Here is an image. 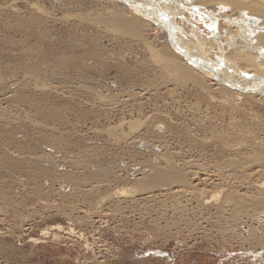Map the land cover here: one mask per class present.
<instances>
[{
    "label": "rangeland",
    "instance_id": "obj_1",
    "mask_svg": "<svg viewBox=\"0 0 264 264\" xmlns=\"http://www.w3.org/2000/svg\"><path fill=\"white\" fill-rule=\"evenodd\" d=\"M85 1L0 0V264H264V247H252L250 242L241 243L236 239L237 232L241 230L246 234L248 229H241L240 226V230H236L231 208L228 207V211L226 207L216 211L215 206L224 196L221 195L217 202L210 198V194L218 188L222 189V194L231 191L236 196L242 194L254 197L256 192L250 191L247 186L241 189L237 183L245 179L249 184L264 182V176L254 174L255 164L244 165L241 161L246 153H250L253 140L257 142L256 138L264 136V106L247 102L237 111V105L233 108L221 107L219 102L222 95L217 92L213 94L215 102H211L203 91L190 83L179 89L172 84V79L165 80L169 78L167 72L149 64L152 61L144 53L141 44L133 43L134 49L131 50L122 46L121 41L129 43L134 38H127L129 41L122 38L98 43L93 37L95 35L85 29L86 23L77 18L73 20L72 17L75 13L85 12L86 6L96 9L95 0ZM6 5L10 8H5ZM34 8H40L45 13L47 11L46 24L36 21L38 12ZM92 8L91 11L94 10ZM182 10L191 25L198 27L205 37L212 30H219L227 24L224 21L208 20L197 10L191 11L184 6ZM69 12L71 16L64 15V22L62 16ZM20 18L22 23L18 21ZM185 24L179 23L190 33V27ZM164 34L162 30L149 32L148 42L157 38V49H160ZM107 43L110 45L107 46ZM87 48H96L93 51L98 57L83 56ZM214 51L217 52L216 48ZM60 56L63 59L71 56L70 65H61ZM123 63V66H128L126 71L119 69ZM79 89H83V92ZM114 96L119 97L117 101L113 100ZM134 97L138 98L134 100ZM42 109L55 110L57 114L60 112L59 117L53 122V118L48 119L39 111ZM227 109L235 111L232 113ZM138 119V122L146 120L145 125L141 123L142 128L140 124L141 132L135 130L136 134L129 133L126 125L122 126L120 129L123 137H117L116 140L125 138V141H115L113 135L121 134V126L116 127L118 131L115 126L121 121ZM237 129L247 131L248 137L240 136L238 141ZM123 130L128 131V138L124 137L127 134ZM259 130H262V135ZM248 140L251 142L244 145ZM146 143L154 146L153 149L147 151L140 146ZM56 148L61 149L58 151ZM161 153L163 157H158L162 156ZM167 163H176L177 168H181L179 166L184 163L182 169L188 179V185L184 186L186 188L175 185L163 186V189L139 187L140 191H137L141 193L143 190V194L134 191L133 196L122 195L124 198L114 194L117 188L136 185L132 181L146 175L144 173L149 172L148 166L168 168L170 164ZM115 176L118 178L115 179ZM199 191L204 192V197L209 196V204L201 205V199H196L195 193ZM77 196L80 198L75 199ZM56 225L63 230L66 228L65 232L72 229L73 234H62L65 232H61V229L52 231L60 236L57 241L40 237L42 229L47 230ZM33 238L44 239L45 243L35 245L29 242Z\"/></svg>",
    "mask_w": 264,
    "mask_h": 264
},
{
    "label": "bare ground",
    "instance_id": "obj_2",
    "mask_svg": "<svg viewBox=\"0 0 264 264\" xmlns=\"http://www.w3.org/2000/svg\"><path fill=\"white\" fill-rule=\"evenodd\" d=\"M16 1V0H15ZM85 1V0H84ZM91 1V0H90ZM21 2V1H19ZM41 2V1H40ZM78 2V1H77ZM82 2V1H81ZM86 2V1H85ZM96 9L92 7H88L85 9V12L75 13L72 15L74 18L73 20L80 19L84 21L85 29L87 28L89 32H92L95 36V40L98 43L103 42V40L114 41L115 39H131L134 38L135 40H130L133 42H125L121 41L122 46L124 45L127 50L134 49L132 44L138 43L139 46L143 47L144 53L148 54V58L152 61V63H149L151 65L161 68V71L167 72V76L169 78V81L171 79L173 80L176 86L179 87H186L187 84H191L193 87L199 88L200 91H203L204 94L207 95L208 99L211 102H215L214 99V92H217L218 94L222 95L221 101V107L222 105L228 106V108H233V106L237 105V111H240L241 108H243V103H249V104H258L261 106H264V0H95ZM11 3V2H10ZM22 3V2H21ZM28 3V2H27ZM42 3V2H41ZM51 3V2H50ZM5 4V3H4ZM3 4V5H4ZM55 4V3H54ZM79 4V3H78ZM93 4V3H92ZM15 5V4H13ZM27 5V4H26ZM58 5V4H57ZM94 5V4H93ZM91 5V6H93ZM7 6V5H6ZM182 6L185 8L191 10V11H199L206 19L213 20L214 22L216 20L224 21L226 26L220 28L219 30H212L210 32L209 36H204L198 29V27H194L191 25V22L187 17L184 16L182 10ZM9 5L5 8H8ZM29 7V6H28ZM60 7V6H59ZM80 7V6H79ZM78 7V8H79ZM94 7V6H93ZM10 8V7H9ZM8 8V9H9ZM32 8V7H30ZM29 8V9H30ZM81 8V7H80ZM94 9L91 11V9ZM13 9V8H12ZM37 13L36 21L43 22L46 24V13L43 12L40 8H34ZM52 9V8H51ZM6 10V9H5ZM19 10V9H18ZM17 10V11H18ZM9 11V10H8ZM1 12V11H0ZM7 12V11H6ZM14 12V11H13ZM32 12V11H31ZM59 12V11H58ZM65 13V12H63ZM74 13V12H73ZM72 13V14H73ZM227 13H230V15H227ZM13 14V13H12ZM49 14V13H48ZM60 14V13H59ZM70 14V15H69ZM69 14H63L62 20L64 15L65 16H71V12ZM24 15V14H23ZM56 15V14H55ZM49 16V15H48ZM1 17V16H0ZM56 17V16H55ZM71 17V18H72ZM52 18V17H51ZM77 18V19H76ZM31 19V17H30ZM58 20V19H57ZM65 20V21H64ZM63 21L66 22V19ZM72 20V19H71ZM69 20L70 22H72ZM21 21V18L18 20ZM35 21V23H36ZM79 21V20H78ZM77 21V22H78ZM17 22V21H16ZM57 22V21H56ZM184 24L186 23L190 27V33L186 32V29L184 30L179 23ZM184 22V23H183ZM19 23V22H17ZM16 23V24H17ZM22 23V21H21ZM28 23V22H27ZM32 24V22H30ZM68 23V22H67ZM66 23V24H67ZM80 23V22H78ZM2 24V23H1ZM41 24V23H40ZM38 24V25H40ZM185 24V25H186ZM24 25V24H22ZM43 25V24H42ZM186 25V26H187ZM19 27V26H18ZM21 27V26H20ZM44 27V25H43ZM41 28V26H40ZM76 28V27H75ZM90 28V29H89ZM42 29V28H41ZM46 29V28H45ZM83 29V30H85ZM66 30V29H65ZM157 30L164 31L163 39L164 42L160 49H157V38H153L151 42H148L150 39L148 33L155 32ZM44 32V31H43ZM48 32V30L46 31ZM80 32V31H77ZM88 32V33H89ZM36 33V32H35ZM41 33V32H40ZM87 33V32H86ZM5 34V33H4ZM33 34V33H32ZM42 35V34H41ZM89 35V34H88ZM87 35V36H88ZM147 35V36H146ZM154 35V34H153ZM44 36V35H43ZM72 36V35H71ZM66 37V35H65ZM77 37V36H76ZM147 37V38H146ZM154 37V36H153ZM39 38V37H38ZM59 38V37H58ZM81 38V36H80ZM85 38V37H84ZM10 39V38H9ZM74 39L73 37L71 38ZM70 39V40H71ZM129 39H127L129 41ZM12 40V39H11ZM18 40V39H17ZM76 40V39H75ZM16 41V40H15ZM54 41V40H53ZM67 41V40H66ZM2 42V41H1ZM72 42V41H71ZM91 42V41H90ZM93 42V40H92ZM119 42V41H118ZM117 42V43H118ZM86 43V42H85ZM116 43V42H115ZM69 44V43H68ZM74 44V42H73ZM109 43H107L108 46ZM112 44V43H111ZM155 44V45H154ZM95 45V44H94ZM98 45V44H97ZM110 45V44H109ZM117 45V44H116ZM121 45V44H120ZM134 45V44H133ZM29 46V45H28ZM74 46V45H73ZM93 46V45H92ZM91 46V47H92ZM106 46V48H107ZM97 47V46H95ZM99 47L102 48L100 45ZM59 48V47H58ZM80 48V47H79ZM86 48V47H85ZM100 48V49H101ZM104 48V47H103ZM214 48H216L217 52L214 51ZM7 49V48H6ZM94 48H87L88 51L84 52L83 56L89 55L93 57H98L96 55L95 51H93ZM96 49V48H95ZM94 49V50H95ZM141 49V48H140ZM32 50V49H31ZM72 50V49H71ZM138 50V49H137ZM163 50V51H162ZM36 51V50H35ZM32 51V52H35ZM99 51V50H98ZM97 51V52H98ZM114 51V50H113ZM142 51V50H141ZM6 52V51H5ZM43 52V51H42ZM54 52V51H52ZM65 52V51H64ZM104 53V51H102ZM138 52V51H137ZM21 53V52H20ZM101 53V51H100ZM102 54V53H101ZM146 54V55H147ZM57 55V54H56ZM60 55V54H59ZM100 55V54H99ZM104 55V54H102ZM109 55V54H108ZM113 55V53L111 54ZM144 55V54H143ZM44 56V55H43ZM64 56V55H63ZM67 56V55H66ZM145 56V55H144ZM61 57V56H60ZM65 57V56H64ZM69 58L63 59L61 57L60 64L63 65L64 63L69 64L71 63V56H68ZM122 57V56H121ZM147 57V56H146ZM73 58V57H72ZM92 58V57H91ZM115 59V57H113ZM120 58V57H118ZM123 58V57H122ZM125 59V58H124ZM123 59V60H124ZM112 60V59H111ZM122 60V61H123ZM121 61V59H120ZM125 61V60H124ZM38 62V61H37ZM93 62V61H91ZM101 62V61H100ZM113 62V61H112ZM117 63L116 61H114ZM148 62V61H147ZM18 63V62H17ZM32 63V62H31ZM34 63V62H33ZM75 63V62H74ZM87 63V62H86ZM108 63V62H107ZM110 63V62H109ZM108 63V64H109ZM122 63V62H121ZM155 65H154V64ZM73 64V61H72ZM77 64V63H76ZM75 64V65H76ZM100 64V63H98ZM70 65V64H69ZM80 65V64H79ZM118 65V64H117ZM120 65V70L127 69V65L123 66ZM28 66V65H27ZM22 67V66H20ZM71 67V66H70ZM74 67V66H73ZM81 67V66H80ZM116 67V66H115ZM114 67V70H115ZM126 67V68H125ZM149 67V65L147 66ZM41 68V67H40ZM103 68V67H102ZM158 68V69H159ZM42 69V68H41ZM40 69V70H41ZM129 69V68H128ZM77 70V69H76ZM109 70V69H108ZM151 70V69H150ZM42 71V70H41ZM78 72V70H77ZM102 73V72H101ZM144 73V72H143ZM148 74V73H147ZM162 74V72H161ZM71 75V74H70ZM33 77V76H32ZM59 77V76H58ZM100 77V76H99ZM172 77V78H171ZM21 78V77H20ZM23 78V77H22ZM142 78V77H141ZM146 78V77H145ZM150 78V77H149ZM66 79V78H65ZM70 79V78H69ZM163 79V78H162ZM161 79V81H162ZM53 80V79H52ZM61 80V79H60ZM82 80V79H81ZM21 81V80H20ZM45 81V80H44ZM69 81V80H68ZM71 81V80H70ZM160 81V82H161ZM167 81V80H166ZM35 81H33L34 83ZM37 82V81H36ZM155 82V81H154ZM164 82V81H163ZM162 82V84H163ZM26 83V82H25ZM31 83V82H30ZM47 83V82H46ZM53 83V82H52ZM96 83V82H95ZM132 83V82H131ZM159 83V82H158ZM169 83V82H168ZM10 84V83H9ZM18 84V83H17ZM41 84V83H40ZM39 84V85H40ZM54 84V83H53ZM38 85V86H39ZM48 85V84H47ZM134 85V84H133ZM174 85V86H175ZM26 86V85H25ZM24 86V87H25ZM43 86V85H41ZM40 86V87H41ZM66 86V85H65ZM1 87V86H0ZM23 87V86H21ZM36 87V86H35ZM59 87V86H58ZM61 87V86H60ZM78 87V86H77ZM76 87V88H77ZM88 87V86H87ZM3 88V87H2ZM27 88V87H26ZM38 88V87H37ZM35 88V89H37ZM43 88V87H41ZM39 88V89H41ZM69 88V86H68ZM75 88V87H72ZM80 88V87H79ZM23 89V88H22ZM44 89V88H43ZM81 89V88H80ZM79 89V90H80ZM101 89V88H100ZM107 89V88H106ZM115 89V88H114ZM117 89V88H116ZM146 89V88H145ZM29 90V89H28ZM31 90V89H30ZM57 90V89H56ZM64 90V89H63ZM92 90V89H91ZM90 90V91H91ZM103 90V89H102ZM148 90V89H147ZM40 91V90H39ZM45 91V90H43ZM49 90L47 89V92ZM83 92V89L80 90ZM86 91V90H85ZM89 91V90H88ZM105 91V89H104ZM141 91V90H140ZM92 92V91H91ZM96 92V91H95ZM99 92V91H98ZM147 92V91H146ZM176 92V91H174ZM51 93V92H50ZM54 93V92H52ZM51 93V94H52ZM73 93V92H72ZM75 93V92H74ZM81 93V92H80ZM100 93V92H99ZM104 93V92H103ZM106 93V92H105ZM124 93V92H122ZM132 93V92H131ZM131 93L130 96H131ZM170 93V92H169ZM3 94V93H2ZM11 94V93H10ZM45 94V92H44ZM88 94V93H87ZM98 94V93H97ZM128 94V97H130ZM135 94V93H134ZM133 94V96H134ZM138 94V93H136ZM214 94V95H213ZM33 95V94H32ZM94 95V93L92 94ZM96 95V93H95ZM107 95V94H106ZM111 95V94H110ZM116 95V94H115ZM170 95V94H169ZM15 96V95H14ZM21 96V95H20ZM98 96V95H97ZM96 96V97H97ZM127 95H124V97ZM151 96V95H150ZM90 97V96H89ZM113 100L115 99L117 101V98L114 96ZM122 97V96H121ZM177 97V96H176ZM206 97V98H207ZM37 98V97H36ZM63 98V97H62ZM71 98V97H70ZM112 98V97H111ZM110 98V99H111ZM138 98V97H137ZM134 97V100L137 99ZM66 99V98H65ZM98 99V98H97ZM100 99V98H99ZM110 99H106V101H110ZM125 99V98H124ZM219 99V98H218ZM28 100V99H27ZM70 100V99H69ZM96 100V99H95ZM112 100V101H113ZM114 100V101H115ZM130 100L132 101L131 97ZM203 100V99H202ZM25 101V100H24ZM29 101V100H28ZM46 101V99H45ZM51 101V100H50ZM122 101V100H121ZM97 102V100H96ZM137 102V101H136ZM217 102V101H216ZM17 103V102H16ZM94 103V101H93ZM103 103V102H102ZM218 103V104H219ZM5 104V103H4ZM3 104V105H4ZM40 104V103H39ZM84 104V103H83ZM109 103H107L108 105ZM111 104V103H110ZM109 104V105H110ZM8 105V104H7ZM52 105V104H51ZM85 105V104H84ZM105 105V104H104ZM9 106V105H8ZM15 106V105H14ZM43 106V105H42ZM46 106V105H45ZM258 106V107H261ZM1 107V106H0ZM19 107V106H18ZM98 107V106H97ZM109 107V106H108ZM127 107V106H126ZM165 107V106H164ZM250 107V106H249ZM10 108V107H9ZM14 108V107H13ZM29 108V107H28ZM36 108V107H35ZM53 108V107H52ZM60 108V107H59ZM167 108V107H166ZM207 108V107H206ZM220 108V107H219ZM227 108V107H226ZM223 108V109H226ZM235 108V107H234ZM2 109V108H1ZM0 109V110H1ZM12 109V108H11ZM55 109V108H54ZM107 109V108H106ZM222 109V110H223ZM245 109V108H244ZM15 110V109H14ZM228 110V109H227ZM18 111V110H17ZM41 113H43L44 116L49 118L57 119L59 116L58 114L60 112L53 111V110H46L42 109L39 110ZM59 111V110H58ZM89 111V110H88ZM111 111V110H110ZM137 111V110H136ZM140 111V110H139ZM221 111V110H220ZM232 111V113L235 111L234 109L228 110ZM9 112V111H8ZM11 112V111H10ZM24 112V111H23ZM161 112V111H160ZM244 112V111H243ZM3 113V112H1ZM5 113V112H4ZM73 113V111H72ZM131 113V112H130ZM222 113V112H221ZM231 113V114H232ZM246 113V112H245ZM250 113V112H249ZM9 114V113H8ZM63 114V113H62ZM139 114V112H138ZM160 114V113H159ZM224 114V113H223ZM10 115V114H9ZM141 115V114H140ZM146 115V114H145ZM157 115V114H156ZM11 116V115H10ZM143 116V115H142ZM247 116V115H246ZM25 117V116H24ZM33 117V116H32ZM145 117V116H143ZM1 118V117H0ZM6 119V117H4ZM3 118V119H4ZM122 118V117H121ZM139 119H142V117H138ZM230 118V117H229ZM259 118V117H258ZM257 118V119H258ZM12 119V118H11ZM21 119V118H20ZM138 120H131V121H121L118 126H115V130L117 131L120 128H123L122 126L126 125V128H128L129 133L134 132L136 134V131H140L143 127L141 120L140 122ZM34 120V119H33ZM52 120V119H51ZM124 120V118H123ZM237 121V120H236ZM260 121V120H259ZM18 122V121H17ZM22 122V121H21ZM26 122V121H25ZM65 121H63L64 123ZM111 122V121H110ZM146 122V120H145ZM15 123V122H14ZM36 123V122H35ZM46 123V122H45ZM56 123V122H55ZM253 123V122H252ZM29 124V123H28ZM142 126H141V125ZM159 124V123H158ZM157 124V125H158ZM237 124V123H236ZM8 125V124H7ZM13 125V124H12ZM30 125V124H29ZM71 125V124H70ZM145 125V123H144ZM221 125V124H220ZM246 125V124H245ZM32 126V125H30ZM38 126V125H37ZM41 126V125H40ZM47 126V125H46ZM109 126V125H108ZM121 126V127H119ZM141 126V128H140ZM162 126V125H161ZM159 126V127H161ZM210 126V125H209ZM36 127V124H35ZM39 127V126H38ZM116 127H119L116 128ZM146 127V126H145ZM155 127V126H154ZM158 126H156L157 128ZM230 127V126H229ZM237 127V126H236ZM257 127V126H256ZM10 128V127H9ZM37 128V127H36ZM47 128V127H46ZM51 127H49L50 129ZM113 128V127H112ZM113 128V131H114ZM125 128V127H124ZM125 128V129H126ZM216 128V127H215ZM241 128V127H240ZM246 128V126H245ZM45 129V128H44ZM68 129V128H67ZM92 129V128H91ZM138 129V130H137ZM223 129V128H222ZM242 129V128H241ZM237 129V139L238 137L242 136L243 138L248 137V132ZM256 129V128H255ZM48 130V129H46ZM51 130V129H50ZM84 130V129H83ZM109 130V129H107ZM122 129H120L121 131ZM136 130V131H135ZM157 130V129H156ZM161 130V128H160ZM235 130V129H234ZM233 130V131H234ZM257 130V129H256ZM264 130V129H263ZM52 131V130H51ZM55 131V130H53ZM59 131V130H58ZM112 131V132H113ZM124 131V130H123ZM128 131H124L125 134L128 133ZM213 131V130H212ZM232 131V132H233ZM258 131V130H257ZM260 131V130H259ZM111 132V137H112ZM115 132V131H114ZM141 132V131H140ZM252 132V131H251ZM262 130L260 131V135ZM58 133V132H57ZM70 133V132H69ZM103 133V132H102ZM109 133V132H108ZM106 133V134H108ZM182 133V132H181ZM37 134V133H36ZM42 134V133H41ZM52 134V133H51ZM98 134V133H97ZM104 134V133H103ZM120 134V133H119ZM224 134V133H223ZM258 134V135H259ZM264 134V133H263ZM109 135V134H108ZM113 135L115 141L120 142V140H116L117 137L120 138V136ZM130 135V134H129ZM160 135V134H159ZM188 135V134H187ZM227 135V134H226ZM81 136V135H80ZM116 136V137H115ZM128 138V134L124 137ZM132 136V134H131ZM130 136V138H131ZM143 136V135H142ZM236 136V135H235ZM123 137V136H121ZM173 137V136H172ZM25 138V137H24ZM50 138V137H49ZM126 138V139H127ZM242 138V140H243ZM21 139V138H20ZM34 139V138H33ZM125 139V138H124ZM122 141H125V140ZM220 139V138H218ZM257 142H254L250 144V153L246 156H243V159L241 161L244 163V165L247 164H255V172L257 176H264V136L261 138H256ZM65 140V139H64ZM104 140V139H102ZM128 140V139H127ZM126 140V141H127ZM241 140V141H242ZM1 141V140H0ZM26 141V140H25ZM57 141V140H54ZM59 141V140H58ZM82 141V140H81ZM114 141V142H115ZM129 141V140H128ZM224 141V140H223ZM239 141V139H238ZM42 142V141H41ZM46 142V141H45ZM251 142V140L247 141ZM34 143V142H33ZM105 143V142H104ZM103 143V145H104ZM125 143V142H124ZM242 143V142H241ZM37 144V143H36ZM51 144V143H50ZM222 144V143H221ZM231 144V143H230ZM27 145V144H26ZM102 145V144H101ZM117 145V144H116ZM136 145V143H135ZM237 145H239L237 143ZM58 146V145H57ZM60 146V144H59ZM58 146V147H59ZM143 149H146L147 151H150L149 149H153L151 144L146 143L145 146L140 145ZM241 148V145H239ZM243 146V145H242ZM40 147V146H39ZM76 147V146H75ZM118 147V146H117ZM130 147V146H129ZM148 147V148H147ZM167 147V146H166ZM165 147V149H166ZM246 147V146H245ZM249 147V145H248ZM53 148V147H52ZM68 148V147H67ZM104 148V147H103ZM113 148V147H112ZM131 148V147H130ZM159 148V147H158ZM163 148V147H162ZM226 148V147H225ZM237 148V147H235ZM244 148V147H243ZM45 149V147H44ZM57 149V148H56ZM61 149V148H58ZM57 149V150H58ZM139 149V148H138ZM239 149V148H237ZM2 150V149H1ZM75 150V149H74ZM88 150V149H87ZM155 150V148H154ZM153 150V151H154ZM157 150V149H156ZM171 150V149H170ZM55 151V150H54ZM60 151V150H58ZM65 151V149H64ZM145 151V150H144ZM146 151V153H147ZM6 152V151H5ZM62 152V151H61ZM157 153V151H155ZM153 152V153H155ZM234 152V151H233ZM96 153V152H95ZM145 153V152H143ZM160 153V152H158ZM6 154V153H5ZM72 154V153H71ZM93 154V153H92ZM45 155V154H44ZM56 155V154H55ZM54 155V156H55ZM80 155V154H79ZM163 157V153H161ZM167 155V154H166ZM37 156V155H36ZM50 156V155H48ZM81 156V155H80ZM89 156V155H88ZM156 156V157H157ZM169 156V155H168ZM52 157V156H51ZM77 157V156H76ZM189 157V156H188ZM208 157V156H207ZM30 158V157H29ZM41 158V157H40ZM45 158V157H44ZM53 158V157H52ZM51 158V159H52ZM100 158V157H98ZM242 158V157H241ZM254 160H253V159ZM1 159V158H0ZM32 159V158H30ZM36 159V158H34ZM48 159V158H46ZM45 159V161H46ZM74 159V157H73ZM94 159V158H93ZM154 159V158H153ZM166 159V157H165ZM164 158L163 160L166 161ZM6 160V159H5ZM49 160V159H48ZM47 160V161H48ZM59 160V159H58ZM63 160V159H61ZM71 160V159H70ZM185 160V159H184ZM255 160H258V163H255ZM35 161V160H34ZM41 161V160H40ZM44 161V159H43ZM53 160H51L52 163ZM65 161V160H64ZM153 161V160H152ZM171 159L168 160L170 162ZM180 161V160H179ZM21 162V161H20ZM156 162V161H155ZM182 162V161H181ZM180 162V163H181ZM240 162V161H239ZM54 163V162H53ZM166 163V162H165ZM185 163V162H184ZM182 163V164H184ZM28 164V163H27ZM48 164V163H47ZM87 164V163H86ZM96 164V163H95ZM167 166L168 168H157V165L154 168L153 166H148V173H144L146 175L139 177V178H133L136 185L129 188L123 187L121 189H118L114 192L116 195H120V197L124 198V196L128 195H134V191L138 192L140 191L139 187L143 188H158L163 186H169L172 185L175 187H183L188 185L187 177L185 175V171L182 169L184 165L178 166L173 165L172 163ZM240 164V163H239ZM4 165V164H3ZM37 165V164H36ZM59 165V164H57ZM179 165V163H178ZM207 165V164H206ZM231 165V164H230ZM35 166V165H34ZM52 166V165H51ZM56 166V165H55ZM71 166V165H70ZM88 166V165H87ZM98 166V165H97ZM198 166V164L196 165ZM241 166V165H240ZM253 166V165H251ZM22 167V166H21ZM44 167V166H43ZM49 167V165H48ZM60 167V166H59ZM84 167V166H81ZM90 167V166H89ZM96 167V166H95ZM94 167V168H95ZM139 167V166H137ZM200 167V166H199ZM233 167V166H232ZM247 167V166H246ZM120 168V167H119ZM135 168V167H134ZM143 168V167H142ZM185 168V167H184ZM241 168V167H239ZM254 168V167H252ZM45 169V168H44ZM55 169V168H54ZM63 169V168H62ZM20 170V169H19ZM28 170V169H27ZM85 170V169H84ZM102 170V169H101ZM146 170V169H143ZM194 170V169H193ZM229 170V169H228ZM246 170V169H245ZM42 171V170H41ZM66 171V170H65ZM88 171V170H87ZM96 171V170H95ZM111 171V169H110ZM237 172H240L236 169ZM34 172V171H33ZM49 172V171H48ZM81 172V171H80ZM218 172V171H217ZM46 173V171H45ZM56 173V172H55ZM84 173V172H83ZM120 173V172H119ZM230 173V172H229ZM243 173V172H242ZM40 174V173H39ZM65 174V173H64ZM90 174V173H89ZM129 174V173H127ZM241 174V172L239 173ZM238 174V175H239ZM245 174V173H244ZM113 175V174H112ZM121 175V174H120ZM134 175V174H132ZM242 175V174H241ZM93 176V175H92ZM235 176V175H234ZM116 177V178H115ZM114 178L117 179L119 177L115 176ZM134 177V176H133ZM147 177V178H146ZM238 177V176H237ZM250 178L249 176H246ZM56 178V177H55ZM85 178V177H84ZM146 178V180L144 179ZM243 178V177H241ZM240 178V179H241ZM31 179V178H30ZM71 179V178H70ZM81 179V178H80ZM114 179V180H115ZM193 179V178H192ZM228 179V178H227ZM245 178H243L244 180ZM20 180V179H19ZM84 180V179H83ZM119 180L120 177H119ZM197 180V179H196ZM235 180H237L235 178ZM239 180V179H238ZM242 180V179H241ZM250 180V179H249ZM24 181V180H23ZM22 181V182H23ZM70 181V180H69ZM102 181V180H101ZM100 181V182H101ZM248 181V179H247ZM258 181V180H257ZM241 182V181H240ZM251 182V181H250ZM27 183V182H26ZM121 183V182H120ZM24 184V182H23ZM80 184V183H79ZM114 184V183H113ZM239 187H245L249 189L250 191L253 190L256 192V195L253 197L247 196V195H239L237 196L229 191L226 194H222V189L218 188L215 193L210 194V198L217 202L219 198H221V195L224 196L218 203L215 208H217L216 211L223 210L224 207L231 208V211L233 212L231 215L232 219L234 220L233 226L238 227L242 226L241 229H248V232L244 234L241 230L238 233L237 232V240H240V242H246L249 243L250 246L255 247H264V182H257L255 184L248 183L245 181L241 182L240 184L237 183ZM18 185V184H17ZM206 185V184H205ZM87 186V185H86ZM128 186V185H127ZM23 187V186H22ZM34 187V186H33ZM67 187V186H66ZM69 187V186H68ZM77 187V185H76ZM84 187V186H83ZM82 187V188H83ZM113 187V186H112ZM174 187V188H175ZM188 187V186H187ZM221 187V186H220ZM232 187V186H231ZM238 187V188H239ZM10 188V187H9ZM25 188V187H24ZM42 188V187H41ZM95 188V187H94ZM104 188V187H103ZM102 188V189H103ZM142 188V189H143ZM172 188V187H169ZM168 188V189H169ZM23 189V188H22ZM40 189V188H38ZM72 189V188H71ZM70 189V190H71ZM77 189V188H76ZM85 189V188H84ZM113 189V190H114ZM137 189H139L137 191ZM167 189V188H166ZM188 189V188H187ZM242 189V188H241ZM2 190V189H1ZM21 190V189H20ZM19 190V192H20ZM73 190V189H72ZM94 190V189H92ZM146 190V189H145ZM150 190V189H149ZM148 192H152V189ZM234 190V189H233ZM107 191V190H106ZM110 191V190H109ZM143 191V190H142ZM141 193L143 194V192ZM157 190H154L155 192ZM159 191V189H158ZM161 191V189H160ZM174 191V190H173ZM187 191V190H186ZM224 191V190H223ZM226 191V190H225ZM238 191V190H237ZM242 191V190H241ZM248 191V190H247ZM74 192V191H73ZM85 192V191H84ZM92 192V191H91ZM147 192V191H145ZM144 192V193H145ZM147 192V194H148ZM151 192L149 193L150 196H152ZM166 192V191H165ZM169 192V191H168ZM42 193V192H41ZM66 193V192H65ZM95 193V192H94ZM97 193V192H96ZM138 192V194H141ZM174 193V192H173ZM177 193V192H176ZM180 193V192H179ZM193 193V192H192ZM251 193V192H250ZM69 194V193H68ZM100 194V193H97ZM96 194V196H97ZM128 194V195H127ZM146 194V193H145ZM197 194L196 199H201L200 203L201 205H207L210 203L208 201L209 199L207 197H204V192L202 193L199 191ZM207 194V193H206ZM214 194V195H213ZM4 195V194H3ZM46 195V194H45ZM49 195V194H48ZM75 195V193L73 194ZM87 195V194H86ZM85 195V196H86ZM124 195V196H122ZM147 195L146 198L149 197ZM169 195V194H168ZM171 195V193H170ZM178 195V194H176ZM193 195V194H192ZM212 195V196H211ZM79 196V195H78ZM78 196L75 198L77 199ZM95 196V195H94ZM115 196V195H114ZM143 196V195H142ZM194 196V195H193ZM23 197V196H22ZM43 197V196H42ZM67 197V196H66ZM74 197V196H73ZM119 197V198H120ZM137 197V195H136ZM9 198V197H8ZM31 198V197H30ZM80 198V197H79ZM78 198V199H79ZM97 198H99L97 196ZM107 198H109L107 196ZM118 199V196L116 197ZM132 198V197H129ZM172 198V197H171ZM27 199V198H26ZM56 199V198H55ZM106 199V198H105ZM104 199V202H105ZM127 199V197H126ZM167 199V198H166ZM174 199V198H172ZM107 200V199H106ZM116 200V199H114ZM133 200V199H132ZM99 201V200H98ZM97 201V202H98ZM109 201V200H108ZM171 201V200H170ZM197 201V202H199ZM79 202V201H78ZM88 202V201H87ZM95 202V201H94ZM95 202V203H97ZM107 202V201H106ZM120 202V201H119ZM159 202V201H157ZM162 201H160L161 203ZM174 202V200H173ZM194 202V201H193ZM116 203V202H115ZM130 203V202H128ZM136 203V202H135ZM178 203V202H177ZM99 204V202H98ZM118 204V203H117ZM144 204V203H143ZM165 204V203H164ZM72 205V204H71ZM93 205V204H92ZM97 205V204H96ZM120 205V204H118ZM130 205V204H129ZM132 206L133 203L131 204ZM180 205V204H179ZM99 206V205H98ZM149 206V205H148ZM171 206V205H170ZM198 206V205H197ZM7 207V206H6ZM83 207V206H82ZM183 207V206H182ZM189 207V206H188ZM199 207V206H198ZM72 208V207H71ZM127 208V207H126ZM131 208V207H130ZM140 208V207H139ZM184 208V207H183ZM213 208V207H212ZM56 209V208H55ZM79 209V208H78ZM172 209V208H171ZM1 210V209H0ZM105 210V209H104ZM132 210V208H131ZM174 210V209H173ZM184 210V209H183ZM229 210V209H228ZM227 210V211H228ZM23 211V210H22ZM199 211V210H198ZM49 212V211H48ZM98 212V211H97ZM102 212V211H101ZM126 212V211H125ZM132 212V211H131ZM165 212V211H164ZM175 212V211H173ZM214 212V211H213ZM7 213V211H6ZM50 213V212H49ZM58 213V212H57ZM139 213V211H138ZM178 213V211H177ZM176 213V214H177ZM181 213V212H180ZM195 213V212H194ZM221 213V212H220ZM39 214V213H38ZM44 214V213H43ZM120 214V213H119ZM124 214V213H123ZM146 214V213H145ZM224 214V213H223ZM228 214V213H227ZM230 214V212H229ZM18 215V214H17ZM134 215V214H133ZM226 215V214H225ZM117 216V215H116ZM119 216V215H118ZM157 216V215H156ZM176 216V215H175ZM3 217V216H1ZM40 217V216H39ZM112 217V216H111ZM149 217V216H148ZM230 217V218H231ZM19 218V217H18ZM22 218V217H21ZM38 218V217H36ZM61 218V217H60ZM123 218V217H122ZM219 218V217H218ZM23 220V219H22ZM29 220V219H28ZM31 220V219H30ZM29 220V221H30ZM232 220V221H233ZM32 221V220H31ZM74 221V220H73ZM183 222V221H182ZM86 223V222H85ZM144 223V222H143ZM26 224V223H25ZM187 224V223H186ZM155 225V224H154ZM77 226V225H76ZM186 226V225H185ZM220 226V225H219ZM226 226V225H225ZM232 226V225H231ZM156 227V226H155ZM173 227V226H172ZM245 227V228H244ZM162 228V227H161ZM219 228V227H218ZM61 227L56 226H50L47 230L41 231L40 237L52 239V241L59 240V237L56 233H52V231H61ZM200 229V228H199ZM231 229V228H230ZM63 230V229H62ZM66 230V228L64 229ZM61 232H65V231ZM224 231V230H223ZM226 231V230H225ZM235 231V228L234 230ZM245 231V230H244ZM232 232V231H231ZM95 233V232H94ZM115 233V232H114ZM192 233V232H190ZM234 233V232H232ZM61 234V233H60ZM62 234H73L72 229H67V232ZM61 234V235H62ZM188 234V233H187ZM212 234V233H211ZM75 235V234H74ZM83 235V234H80ZM133 235V234H132ZM71 236V235H70ZM222 236V235H221ZM74 237V236H73ZM83 237V236H82ZM234 237V236H233ZM39 238V237H38ZM78 238V237H77ZM84 238V237H83ZM67 239V238H66ZM44 240V239H43ZM41 239H29V242L38 245V244H44L45 242ZM60 243V242H59ZM65 243V242H64ZM240 243V244H241ZM239 244V245H240ZM89 246V245H86ZM84 247V246H83ZM88 248V247H86ZM242 248V247H241ZM86 253V252H85ZM77 263V262H76Z\"/></svg>",
    "mask_w": 264,
    "mask_h": 264
}]
</instances>
